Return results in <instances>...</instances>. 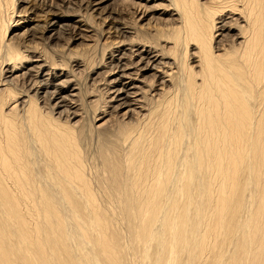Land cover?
Listing matches in <instances>:
<instances>
[{"label":"bare ground","instance_id":"bare-ground-1","mask_svg":"<svg viewBox=\"0 0 264 264\" xmlns=\"http://www.w3.org/2000/svg\"><path fill=\"white\" fill-rule=\"evenodd\" d=\"M23 1L0 0V264H264V0H113L157 28L115 26L85 117L96 48L57 65Z\"/></svg>","mask_w":264,"mask_h":264},{"label":"rangeland","instance_id":"rangeland-1","mask_svg":"<svg viewBox=\"0 0 264 264\" xmlns=\"http://www.w3.org/2000/svg\"><path fill=\"white\" fill-rule=\"evenodd\" d=\"M112 1L113 0H109L107 2L108 5L106 4L107 5L106 7L101 8L99 7V5L95 7L86 6L87 0L86 2L85 1L82 2L80 0H72L70 1L71 5H69L68 8L70 12L68 11L67 13H65L64 7H57V8L52 7L43 10L36 5L35 1L24 0L23 2H20L21 8H23V10L28 12L31 11V13L28 15L29 18L28 20L23 21L24 23H21L16 27L17 29L20 28L21 31L20 35L18 36L19 40L22 42L25 41L29 33L34 32L36 33L37 38L34 37L32 41H34L36 45H38L41 48L45 47L44 49L48 48L50 50L52 49L55 50L54 51L55 57H53V59L55 60L57 65H60V63H64L63 57L65 56L60 55L61 51L64 52L65 49L66 52L70 51L69 58L71 57L73 58V60L72 58L70 60L71 63L70 66H71L75 62L77 63V60L78 63L79 62L81 64L84 63L81 55H84L86 54L87 51L90 52V50L92 51L95 48H96L95 50L96 52L93 51L91 52L93 54L90 53L92 56L94 55L96 56L95 57L96 59L94 60H96L97 62H99L101 59L105 60V58L108 57V54L106 53L108 52L109 47L110 48L112 47L111 44L113 42H116L117 40L119 41L117 37L122 38L121 34L119 36L117 31L116 32L114 31L115 26L120 25L121 23H124L125 26H129L127 28V30L129 31H132L131 29L136 30V28L138 27L139 34L140 33L144 34L145 32L151 33L152 31L154 32L155 28H157L156 25L155 27H151L152 26L151 23L147 25L148 23H146V21L143 22L142 21L139 22L140 20L136 21L134 15H132L130 11L128 10L125 11V8L121 9L118 6L119 3L118 1H116V4L114 1H113L114 3ZM157 2H159V0H157ZM161 4L162 5H160L159 8H163L166 5V2L162 1ZM102 6H105V3ZM148 11L151 13V15L157 16L159 14L152 12V7ZM159 18H162V16H159ZM164 20L165 19H161L159 21L164 22ZM54 21H56V24L54 26L50 25V23ZM18 31L19 29L16 30L15 32L17 33ZM50 33L53 34L55 33L53 38L49 37L48 39L46 38L43 39L44 37H48ZM123 37L126 40V38H130L131 36L129 35V33H125L123 34ZM32 41L31 44L33 45ZM121 41L123 40L121 39ZM103 44L104 45L107 44L105 48ZM57 50L59 51V53H57L58 52ZM74 56H76V59ZM84 65L82 64V67L79 68L80 70H83V72L82 71L80 72L79 69H75V68H73V70L71 69V72H69L73 80V83L71 82L72 86L74 85L75 87H78L80 91L79 95L77 96V99H79L78 105H81L79 106L80 108L79 112L83 111V114L81 115L82 117L86 116V110H87V108H84L83 106L87 107L86 103L87 101L89 102V96H85L86 91L95 90L97 87L98 89H101L102 84H100L101 82L99 81L98 78H102V77L106 78L109 75L108 73H105L103 71L105 67L102 65L101 62H99V67L96 70H94L96 73L93 71L92 74L91 73L88 74L89 72L85 70V68L87 69V67ZM98 70L100 72H98ZM109 77L111 76L109 75ZM92 79H94L95 82L91 83ZM94 94L97 95L96 91H94ZM91 95H93V93H91ZM96 104H99V102ZM111 110L109 108L105 112L110 113ZM112 119H114V117ZM99 123L100 122H98V124ZM93 144L94 141L90 136H88L87 139L86 137H83L82 140L80 141V147L84 150L87 149L89 145L92 146Z\"/></svg>","mask_w":264,"mask_h":264}]
</instances>
